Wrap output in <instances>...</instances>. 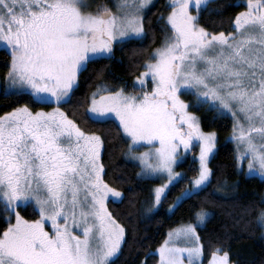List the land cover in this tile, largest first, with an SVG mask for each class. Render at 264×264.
Wrapping results in <instances>:
<instances>
[{
  "label": "snow or ice",
  "instance_id": "obj_1",
  "mask_svg": "<svg viewBox=\"0 0 264 264\" xmlns=\"http://www.w3.org/2000/svg\"><path fill=\"white\" fill-rule=\"evenodd\" d=\"M208 2L170 0L171 34L146 53L133 82L142 91L99 83L72 110L87 121H118L127 139L125 155L139 162L137 175L163 179L152 189L153 208L184 178L174 166L196 144L198 169L169 209L211 182L216 133L201 129L183 94L193 95L195 106L232 116L237 167L247 159L248 172L264 176V0H246L227 33L198 23ZM149 4L114 0L113 8L98 5L92 11L86 0H0V43L11 57L3 94L55 105L33 110L23 104L0 115V204L9 214L0 232V264H111L118 255L126 230L107 201L123 193L103 178L104 141L60 105L72 103L89 63L111 59L117 43L145 38ZM145 145L146 151H135ZM29 204L36 219L17 210ZM208 215L201 208L194 223L171 229L157 249V264H199L203 245L197 228ZM257 220L264 227V209ZM210 257L208 264H233L219 246Z\"/></svg>",
  "mask_w": 264,
  "mask_h": 264
},
{
  "label": "trees",
  "instance_id": "obj_2",
  "mask_svg": "<svg viewBox=\"0 0 264 264\" xmlns=\"http://www.w3.org/2000/svg\"><path fill=\"white\" fill-rule=\"evenodd\" d=\"M169 5L168 0H155L143 14L145 38L117 43L111 59L101 58L89 63L79 74L72 103L60 105L84 131L96 132L102 137L104 180L123 193L122 198L108 201L109 211L126 230L121 249L111 264H157L155 250L166 238L168 230L185 223H194L195 212L201 208L210 212L205 224L197 228L203 245L202 264L209 262L211 251L217 246L229 253L233 264H264V232L257 220L259 211L264 209V178L239 171L235 145L229 139L233 125L229 115L219 114L207 105L195 106L193 96H186L193 104L190 110L200 117L202 130L216 132L217 150L210 161L211 182L198 195L184 200L171 210L169 205L190 183L198 169V144L177 166L184 178L170 186L167 198L153 208L152 189L159 184V179L137 175L140 165L126 157L127 139L118 128V123L114 120L92 122L82 118L80 113L73 115L76 102L94 91L99 83L106 82L113 86V90L123 86L127 92L142 91L133 86V80L143 71L139 65L148 59L146 53L161 46L165 36L171 34L166 24L171 10ZM245 5V0H209L207 8L199 13L198 22L211 31H232L234 17ZM10 60L9 51L1 47L0 85L5 82ZM23 104H28L33 110L53 106L34 103L28 95L6 96L3 90L0 91V115ZM225 183L235 185V189L229 193H226L228 188L227 191L224 188V193L218 192L217 188ZM18 210L27 219L38 217L32 204L21 206ZM7 216L8 213L0 204V232L7 227Z\"/></svg>",
  "mask_w": 264,
  "mask_h": 264
},
{
  "label": "rangeland",
  "instance_id": "obj_3",
  "mask_svg": "<svg viewBox=\"0 0 264 264\" xmlns=\"http://www.w3.org/2000/svg\"><path fill=\"white\" fill-rule=\"evenodd\" d=\"M154 1L155 0H150V4L145 8V10H144V12L154 3ZM86 2H87V4L89 5V8H88V10H92V11H94L96 8H97V6L98 5H106L107 7H109V8H113V4H114V0H108V1H100V0H86ZM168 2L170 3V0H168ZM245 4H246V0H245ZM245 7H246V5H245ZM114 10V9H113ZM244 10V9H243ZM243 10H241V11H243ZM192 11H193V13L195 14L196 13V9L195 8H192ZM144 12H143V14H144ZM199 23V22H198ZM208 30V29H207ZM234 30V29H233ZM232 30V31H233ZM209 32H215V31H211V30H208ZM218 32H220V31H218ZM218 32H216V33H218ZM224 32H228V31H224ZM230 32V31H229ZM170 35V34H169ZM5 48L4 46H3V44L2 43H0V48ZM6 49V48H5ZM8 50V49H7ZM8 51H10V50H8ZM133 82H134V80H133ZM6 87V85H5V82H4V84L3 85H0V91L1 90H4V88ZM150 83H149V85L147 86V90H150ZM187 95H190V94H183L182 95V99H184V100H186V101H188L190 104H192V102H191V100H188L187 98H186V96ZM193 96V95H192ZM192 101H195V97L193 96V100ZM55 105H53L52 107H54ZM208 107H210L209 105H207ZM61 107V106H60ZM211 108V107H210ZM50 109V108H49ZM45 110H48V109H45ZM189 111H191L190 110V108H189ZM192 112V111H191ZM226 115H229L231 118H232V116L230 115V114H226ZM198 116V115H197ZM199 117V116H198ZM233 120V119H232ZM199 121H200V125H201V120H200V117H199ZM117 123H118V121H116ZM201 129H202V127H201ZM204 132H215V131H204ZM216 133V132H215ZM231 134H232V132H231ZM231 134H230V136H229V139L230 140H232L233 141V143H234V145H235V149H236V153H237V151H238V149H237V144H236V141H234L233 139H231L230 137H231ZM216 138H217V136H216ZM259 142V141H258ZM215 149H214V152H213V154H211L210 155V160H209V167H210V161H211V159H212V157L214 156V154L216 153V150H217V140H215ZM147 147H148V145H145L144 147H139V148H137V149H135V151H137V152H142V151H146L147 150ZM241 151L243 150V149H240ZM102 151H103V149H102ZM181 151L183 152V149H181ZM191 151V150H190ZM190 151H187L186 153H184L183 155H182V157L180 158V160L177 162V164L174 166V170L176 171V172H179V173H182V171L180 170V169H178V164L183 160V159H185L186 158V156H187V154L188 153H190ZM199 153V152H198ZM102 156V155H101ZM129 160H132L130 157H128V156H126ZM197 160H198V154H197ZM132 161H135V160H132ZM102 162V161H101ZM135 162H137L138 164H139V162L138 161H135ZM247 163H248V161H247V159H245L244 161H243V166H242V168H238L239 169V171H241V172H244L246 175H249V176H257V177H260V178H264V176H262V175H260L259 173H258V171L257 172H255V173H249L248 172V169H247ZM198 165H199V161H198ZM183 174V173H182ZM104 178V177H103ZM157 179H159V184H161L162 182H163V179H161V178H157ZM165 179H166V177H165ZM158 184V185H159ZM235 185H233V184H231V185H229L228 183H225V185L223 184V185H221V186H219L218 188H217V191L218 192H221V193H224V188H226L225 189V191H227V188L229 189V191L228 192H226V193H229L230 192V190H233V189H235V187H234ZM110 199H113V198H109V200ZM118 199H120V198H116V199H114V200H118ZM108 200V201H109ZM108 201H107V206H108ZM108 210H109V208H108ZM208 212V217L210 216V212L209 211H207ZM8 216H9V214H8ZM8 216H7V218H8ZM208 217L206 218V220L208 219ZM27 219V218H26ZM11 222H14L15 221V217H14V215L12 216V218H11ZM206 220H205V222H206ZM62 222V221H61ZM205 222L202 224V225H204L205 224ZM202 225H200V226H202ZM181 225H179V226H176V227H174V228H178V227H180ZM173 229V228H172ZM171 230V229H170ZM170 230H168V232L170 231ZM263 232H264V227H263ZM198 233V232H197ZM168 234V233H167ZM167 237V236H166ZM166 239V238H165ZM164 239V240H165ZM163 240V241H164ZM200 243H201V241H200ZM159 247V246H158ZM158 247L156 248V250H155V253L158 255V252H157V249H158ZM158 258H159V255H158ZM202 259H203V254H202V256H201V258H200V262H199V264H202ZM208 264V263H207Z\"/></svg>",
  "mask_w": 264,
  "mask_h": 264
},
{
  "label": "crops",
  "instance_id": "obj_4",
  "mask_svg": "<svg viewBox=\"0 0 264 264\" xmlns=\"http://www.w3.org/2000/svg\"><path fill=\"white\" fill-rule=\"evenodd\" d=\"M162 243H163V242H162ZM162 243H161V244H162ZM122 244H123V243H122ZM161 244H160V245H161ZM160 245H159V246H160ZM181 246H190V244H185V242L181 241ZM158 260H159V258H158Z\"/></svg>",
  "mask_w": 264,
  "mask_h": 264
},
{
  "label": "flooded vegetation",
  "instance_id": "obj_5",
  "mask_svg": "<svg viewBox=\"0 0 264 264\" xmlns=\"http://www.w3.org/2000/svg\"><path fill=\"white\" fill-rule=\"evenodd\" d=\"M18 210V209H17ZM19 211V210H18ZM20 212V211H19ZM21 213V212H20Z\"/></svg>",
  "mask_w": 264,
  "mask_h": 264
}]
</instances>
